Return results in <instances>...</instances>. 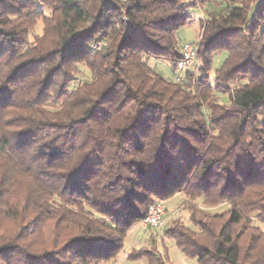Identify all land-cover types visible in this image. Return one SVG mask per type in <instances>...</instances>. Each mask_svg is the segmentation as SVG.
<instances>
[{
	"label": "trees",
	"instance_id": "1",
	"mask_svg": "<svg viewBox=\"0 0 264 264\" xmlns=\"http://www.w3.org/2000/svg\"><path fill=\"white\" fill-rule=\"evenodd\" d=\"M190 6L0 0V217L22 224L0 230V264L114 260L155 199L179 191L229 204L202 218L191 209L196 229L175 221L165 230L181 253L199 264H264V231L252 222L264 223V0L209 12L200 68L175 81L148 60L174 73ZM38 19L42 33L29 42ZM98 39L108 44L92 50ZM78 63L89 79L76 82ZM136 251L127 257L165 264Z\"/></svg>",
	"mask_w": 264,
	"mask_h": 264
},
{
	"label": "rangeland",
	"instance_id": "2",
	"mask_svg": "<svg viewBox=\"0 0 264 264\" xmlns=\"http://www.w3.org/2000/svg\"><path fill=\"white\" fill-rule=\"evenodd\" d=\"M189 1L191 6L188 7V12L191 15L190 20L182 26L178 31V39L180 43L183 41H198L200 38L199 24L208 15L209 12L214 10H219L224 7L227 0H186ZM45 15H49V10L43 9ZM43 23L41 19L37 20V24L32 27L28 32L27 40L32 42L36 36L42 33ZM223 54H215L213 56V62L209 74V78L213 81V73L215 68L223 60ZM148 64L154 68L156 71L161 73L163 76L171 77L173 74L171 64L167 60L149 58ZM201 64V61H200ZM78 73L76 76V82L82 80L83 78L89 79L90 72L87 67L82 64H77ZM232 86V85H231ZM221 101V100H219ZM11 199H15L14 197ZM165 214L164 227L159 230L155 227L142 228L141 222H136L131 227L129 232L124 238L123 248L118 252L114 260H110L105 263L100 264H148V259L146 256H141L136 259H129L128 253L132 252L136 254V249L150 250L151 255H161L165 264H199L195 257H189L180 252L176 247L175 242L172 238L167 237L165 230L169 228L173 222L178 221L186 226L196 229L190 220L192 210L194 215L198 218H202L203 214H214L221 213L224 214L229 207L227 202L219 201L217 203L207 200L206 204L203 202L202 196L197 198H190L183 191L173 193L170 197L162 200ZM192 209V210H191ZM217 222H222L221 220H216ZM252 222L259 226L264 231V223H260L256 217L252 218ZM19 219H14L12 217H0V227L1 231L5 234H12L22 227L20 225ZM42 230H37L34 234L35 237H39ZM45 234H48L44 231ZM44 232L40 237L44 236ZM132 250V251H131Z\"/></svg>",
	"mask_w": 264,
	"mask_h": 264
},
{
	"label": "built area",
	"instance_id": "3",
	"mask_svg": "<svg viewBox=\"0 0 264 264\" xmlns=\"http://www.w3.org/2000/svg\"><path fill=\"white\" fill-rule=\"evenodd\" d=\"M107 41L98 39L90 44L92 50H99L107 45ZM181 57L176 62L175 71L171 78L175 81L183 79L185 71H197L200 68V59L198 57V41H183L180 44ZM165 208L161 199L156 198L148 207L147 213L141 221L143 229L155 227L162 230L164 227Z\"/></svg>",
	"mask_w": 264,
	"mask_h": 264
}]
</instances>
